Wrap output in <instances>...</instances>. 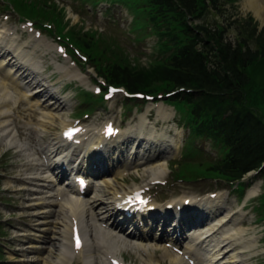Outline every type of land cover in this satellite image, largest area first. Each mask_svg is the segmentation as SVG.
Instances as JSON below:
<instances>
[{
    "label": "bare ground",
    "instance_id": "bare-ground-1",
    "mask_svg": "<svg viewBox=\"0 0 264 264\" xmlns=\"http://www.w3.org/2000/svg\"><path fill=\"white\" fill-rule=\"evenodd\" d=\"M245 6L252 9L255 15L264 22L263 0H246ZM75 18L77 19L78 16ZM32 39V37H29V39L24 42L18 43L20 40L19 36L15 38L14 36L7 37L3 34L2 38L0 37V142L3 145L9 144L14 147L18 157L26 159L18 166V176L15 177L21 179L20 185L23 186L21 190H28L30 195H38L40 193V196H34L31 200L34 202L36 199L38 203L47 204L48 207V210L44 211V205L42 204L38 206L35 211L36 214L42 216V219L37 222H32L33 228H31V232L28 234L31 236L27 240V245L23 248V259H20L23 260V262L21 264H72L73 256H75L76 253H78L77 255L79 257L83 258L84 264H109L110 258L113 255L120 252L123 248L131 247L132 245L127 243L122 237L115 236L111 231L99 225L93 209L96 206L97 208L100 205L103 206L104 201L100 198L98 191H102L114 198L120 194L129 193L130 189L129 187L122 186L116 178L107 175L104 177L105 179L101 181V187L99 189H94L95 194L88 199L73 198L72 196L76 195L72 189H64L60 194L54 191L53 185L57 182L55 177L57 174L54 173L55 176L46 175L44 168L47 163L44 158L39 159L35 147L31 146L27 140H22L19 136L20 133L15 125V117L17 114L16 107L26 96L29 106L35 107L38 110L32 113V115L37 114V117L33 118L31 116L30 119L23 124V127L30 132L36 133L41 137L40 139L42 141H45V135L49 136L46 142L50 145V148L47 152H44V154L46 158H49V168L53 167L52 169H54L56 165H53L57 161L62 159V166V164L67 161L66 158L70 157V154L66 157H62L54 154V151L59 153L62 150V140L56 130L59 127L64 128L71 125L67 122V117L64 115V112H66L68 108H71L72 101L67 96H65L62 101H52L51 99L54 97H47V94L44 93L45 89L39 91V88H36L41 80L39 79L40 73L44 76L42 79L48 78L50 75L45 74L44 71L47 65L44 62L43 55L48 49H46V45L41 44L44 49L38 54L36 51L38 43H32L34 48L31 50L24 48ZM56 68L62 70V66L60 65H56ZM30 71H33L36 77L33 75L28 81L34 79V82L37 83L36 87L32 86V84L23 85L24 81L28 79L27 76L31 74ZM66 73L70 75L72 79L79 78L82 82L85 80L84 74L81 72L78 73L74 70H66ZM43 85L39 84L41 88ZM33 89H37V91L34 92ZM50 90L53 92L52 88ZM171 117L172 116H170V118ZM140 118V123L137 125L138 130L132 127L127 130H122V133L119 135L120 142L128 140V138L132 136L131 134L136 132L139 138H142L143 135V137L147 139L146 146L154 144V142L156 144H160L161 141L166 143L163 146L164 148H160V146L157 147V149L164 150L165 152L158 153V150H154L148 154L150 160L157 155L167 156L171 148H174L173 154L177 153L181 141L179 138L175 136H166L163 132L156 134V128L154 127L155 123L147 126L148 120L146 115H141ZM146 130L149 131L144 133ZM94 135L100 137L99 133L95 132L90 133L89 131L86 134L87 137L91 138V141L93 140L92 144L96 146L95 149L103 147L102 144H104L105 140L93 137ZM111 141H114V139ZM79 147L83 156L80 158L77 155L76 159L79 160L82 166L88 162L90 151L86 148L84 141ZM104 148L109 150L122 148L123 150L120 152H124V147L121 145L113 147L109 144L105 145ZM131 148H133L136 153L139 152L135 144H133ZM114 153L116 154V152ZM120 154H117L118 157ZM117 155L111 156V158H116ZM140 158H144V156ZM165 158H168V156L162 157L159 160L157 159L156 161H147V164L150 165H142L144 166V171L142 173L144 181L151 177H154L151 179H156L160 176L161 172L163 173V171L166 170L167 161ZM80 169L82 168L80 167ZM10 183L13 182L10 181ZM33 184L34 187L31 186ZM260 187V183L255 184L254 187L249 190L247 199L258 194L261 189ZM185 198L186 197H182L181 199L177 198L168 202L170 203L169 205L172 206L173 212H177L179 206L186 208L184 205L185 203L182 202ZM211 201L212 200H208V198H204L201 201H193L191 199V202H193L195 206H201L202 203L207 202L205 207L211 206L209 208H212L211 210L215 212L222 208L217 207L216 204ZM28 205L32 206L33 204L30 202ZM104 208H107V206ZM108 210L109 208H107V211ZM231 215V212H229L224 215L225 217L217 221V223H209L203 231L196 229L188 234L194 236L193 241L195 245L199 246V254L208 257L210 259L209 264H213L214 261L216 264H250L247 262L248 258L259 252V250L250 252L253 249L257 250V239L247 236L249 228L243 227L238 221H235V219L232 220L233 216ZM73 217L80 221L86 238L85 244H83L78 252L74 250L72 245L71 221ZM241 217H243V215H240V218ZM199 226L200 224L197 227L200 228ZM18 228L19 227L16 228L17 232L19 231ZM181 230L180 227L175 226L173 233H179ZM18 235H22L21 241L27 238L25 233H18ZM130 235L131 231L127 236ZM199 237L203 240L198 239ZM170 240L176 242L177 238L172 237ZM136 244L137 245L132 247L135 248L134 250L139 256L140 264H163L162 261L166 259L170 260L169 264H187L182 256L175 254L166 247L163 248L160 260V258L155 257L154 249L150 251V245H143L142 240ZM186 249H190V247H186ZM200 261L204 263L202 259H200Z\"/></svg>",
    "mask_w": 264,
    "mask_h": 264
},
{
    "label": "trees",
    "instance_id": "trees-1",
    "mask_svg": "<svg viewBox=\"0 0 264 264\" xmlns=\"http://www.w3.org/2000/svg\"><path fill=\"white\" fill-rule=\"evenodd\" d=\"M222 1L133 0L132 5L140 8L136 10L139 25L156 26L167 37L168 51H173L166 61L146 70L125 63L123 57H108L110 50L111 55L117 54L104 39L75 28L71 33L113 84L151 93L183 88L171 99L180 106L188 103V122L199 134L215 138L227 149L209 167L210 172L234 180L264 162V118L249 107L245 93L252 79L250 68L264 59V42H257L259 48L254 49L251 36L239 37L238 42L229 40L223 24L213 27L196 22L202 21L208 8L223 9Z\"/></svg>",
    "mask_w": 264,
    "mask_h": 264
},
{
    "label": "rangeland",
    "instance_id": "rangeland-1",
    "mask_svg": "<svg viewBox=\"0 0 264 264\" xmlns=\"http://www.w3.org/2000/svg\"><path fill=\"white\" fill-rule=\"evenodd\" d=\"M10 3H13L15 5L17 14H19L23 18H34L37 20V18H43V17H48L45 14L40 15L39 14V8H41V5L39 6L38 1L35 0V2L30 3L29 0H8ZM50 1H55L59 7H65L67 11V16L68 19H70L68 22L70 25H75L76 26H83V28L88 29V28H96L105 35L106 38H111L113 40L117 41V44H119V47L123 48L116 50L117 44L112 43V47L117 55L113 56L111 55L112 52L111 50L109 51L108 57L112 58L113 60L123 57V61L125 63H131L134 67L137 68V66L143 70H146L147 68H151L150 66L157 65L160 60H163L170 52L168 51V45L166 43V36H162L159 32V29L153 25L151 27L149 25H146L142 27V29H138V27H135V20H134V15L133 12L128 10L127 7L121 8L118 6H113L111 8L112 13H114V16L117 17L116 21H112L111 19L103 18V23L106 26H99L97 23L98 22H91L89 20V13L88 11H83L80 9V3L81 5L86 3V2H91L93 3V0H73L74 2L72 3L71 1H66V0H50ZM79 1V2H77ZM234 4H227L226 8L223 7V9H214V8H208L205 10V15L201 19L202 22L205 24H210L211 26H215L217 24H224L226 26V34L228 38L232 40H236L238 42L239 37L246 36L249 37L251 36L252 39L250 40V46L255 48L256 45H258L257 42L260 44H263L264 42V22L262 21L261 18L257 17L255 15V12L247 8L245 6L246 0H238L237 2L232 1ZM264 2V0H263ZM75 3V5H73ZM91 3H88L89 7L95 9L94 11L100 9V8H106L107 4L106 1H100L98 4L93 6ZM141 4V3H140ZM143 4V3H142ZM78 5V6H77ZM0 20L3 24L10 26V27H18L19 28V34L18 36L21 38L19 42L25 41L29 34L28 33H22L21 27L23 24H20L22 20H19V17L17 16L16 12L10 11L9 9L6 8L5 4L0 3ZM118 7V8H117ZM84 8V6H83ZM78 13L79 16L81 17L80 22H76L74 12ZM91 11V9H90ZM100 12V11H99ZM98 12V13H99ZM2 14H6L9 16V19L7 20L6 16H3ZM117 14V16H116ZM94 20H97V13L93 16H90ZM96 17V18H94ZM138 17V16H137ZM138 19V18H137ZM23 22V21H22ZM84 23V25H83ZM55 25L53 24V30L55 29ZM114 26V28H113ZM143 26V23L141 24ZM77 28V27H76ZM140 33H142V36L145 33H149L144 36V38H139ZM57 37L58 33L56 32ZM56 36L55 34H49L48 33V40L51 43V45H54V48H52L53 51H45L44 52V62L47 65V73L51 72L50 75L51 77V82H58V78H60V72L59 69L56 68V65L62 66V68L67 69V70H74L75 72H81L84 73L86 78L85 82H78V81H73L72 79H66L67 83H74L75 85H83L87 89L93 90V86L98 84L96 82L95 84V77L97 76L96 70L94 67L91 65V60L86 62L85 60H82V62H85V67H81V65H78L74 61H72L70 58H63L59 54L55 53V46H56ZM32 43H35L34 41H31L29 44H27L26 49H33L34 45ZM261 48L263 47L260 45ZM104 48V47H100ZM38 54L41 53L42 50L37 49L36 50ZM70 61H72V64H75V66L71 67L70 66ZM127 61V62H126ZM71 67V68H70ZM251 72L252 79L250 81V84L247 86L245 89V93L247 97L250 99L247 100V104L250 105L249 107L257 112L261 117L264 118V59L263 60H258L249 70ZM61 80V79H59ZM63 82V83H64ZM61 84V87L63 85ZM56 85L59 86L58 83ZM75 85H70V87L75 90L76 86ZM67 88L64 90L66 91ZM69 90V89H68ZM76 91V90H75ZM73 95V92H72ZM80 95L83 98L84 102H86V105L88 107H92L95 102V98L91 96L89 93L86 91L81 90ZM74 98V96H73ZM75 99V98H74ZM76 100V99H75ZM74 100V101H75ZM123 101V96L122 94L117 95L115 98H113L111 101L107 103V107L109 110L107 112H104L101 108L104 106H99L96 108L95 112L91 114L92 119L90 120V123L94 122L95 124L100 125L101 120L104 116L108 114H112L113 116H116L118 120H120L123 125H135L138 123L140 115H147L148 119H150L151 123H157V128H170L172 129V134L175 132L177 133L175 136H177L182 144L186 141L187 136L189 135V129L182 123L179 122L178 115L176 111L174 112L173 118L168 119L167 121L163 119L162 117V112L159 111L160 106L164 105L165 109L168 111L173 109L170 108L168 104L164 103V101L159 100L158 102H155L156 104L153 103H144L143 100H138L140 103L135 106L134 103L133 105L130 104V110L125 111V103ZM153 102V101H152ZM71 108H68L66 110L65 115L67 117L69 116H76L75 111L78 110V102L77 100L72 103ZM153 104V105H152ZM77 105V106H76ZM125 105V106H124ZM24 110V108L22 109ZM105 114V115H104ZM122 114V116H121ZM25 116V114H22ZM95 115V116H94ZM98 118V120H97ZM24 129H22L23 131ZM30 134V133H29ZM28 137V141H30L32 144H34L35 138H33V135H26ZM24 138V137H23ZM197 143L201 146V148L205 151H210L209 152V158H216L217 155H221V151L219 149L210 148L211 141L208 139H198L196 137ZM180 142V144H181ZM181 144V148H182ZM7 146V147H6ZM8 149V145H3L0 142V165L2 169L0 168V176H2L3 181H2V186L0 187L1 189L4 188L3 182L7 180V176H11L12 173H15L13 171V167L16 166L17 164L15 163L14 157L16 156L17 153L11 154L10 157L4 158V154L6 150ZM181 154L179 153V156H176V158H180ZM206 155L200 154L196 155L192 160H189L191 164L194 163H199L202 164L200 166L201 173L205 174L206 176H209L211 174L207 172H203L202 169L206 168L207 161L204 159H208ZM2 157V158H1ZM218 158V157H217ZM3 159V160H2ZM10 159V162L7 161ZM178 160V159H177ZM19 162L18 160H16ZM189 161L187 163H189ZM8 162V164L6 163ZM14 162V163H13ZM172 165V163L170 164ZM12 172V173H11ZM143 170L141 169L140 172H136L131 175V177H128L125 181L122 182V184L128 185V186H133L135 184H138L143 181L144 178L142 177ZM213 179V180H212ZM249 179V178H248ZM1 181V178H0ZM255 181V182H254ZM252 185H255L257 183H260L262 185L260 194L258 196L253 197L251 200H248L246 202V196L243 198L239 196H235L234 194L231 195V199L228 200V203L226 204V209H231V210H236L238 211L235 217H239L242 213H247L246 217L244 220H241V223H243V226L245 228H249L248 235L250 238H256L257 239V250L259 252L255 255H252V257L249 259L250 264H264V221L258 220L260 215L264 214V176H260L256 180H254ZM251 185V186H252ZM229 185L225 184L224 182H220L215 180V178H199L197 181H191L189 184H184V185H178L177 186V191L180 193V195L183 194H188L190 193H201V192H219L222 191L224 194H226V190L229 189ZM231 190V189H229ZM197 194H194L198 196ZM106 198L107 196L104 195ZM235 197V200H234ZM245 207V210L243 209ZM256 215L258 217H256ZM252 252H255L252 251ZM124 255L127 257V264H140V259L138 254L129 247V249H125L122 252ZM158 253H161L158 251ZM12 262H6V264H11ZM0 264H4L3 262H0ZM164 264H169V261L167 259Z\"/></svg>",
    "mask_w": 264,
    "mask_h": 264
},
{
    "label": "snow or ice",
    "instance_id": "snow-or-ice-1",
    "mask_svg": "<svg viewBox=\"0 0 264 264\" xmlns=\"http://www.w3.org/2000/svg\"><path fill=\"white\" fill-rule=\"evenodd\" d=\"M109 131H111V128L110 127H109ZM69 135H70V133H69ZM141 203H143V201Z\"/></svg>",
    "mask_w": 264,
    "mask_h": 264
}]
</instances>
